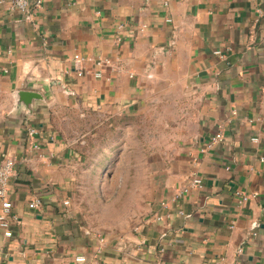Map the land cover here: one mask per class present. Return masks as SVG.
<instances>
[{
	"label": "crops",
	"instance_id": "crops-1",
	"mask_svg": "<svg viewBox=\"0 0 264 264\" xmlns=\"http://www.w3.org/2000/svg\"><path fill=\"white\" fill-rule=\"evenodd\" d=\"M42 1L29 17L0 7V162L16 160L18 217L12 237L0 228V264L107 263L116 253L122 264H264V0ZM77 54L110 57L120 70L78 76ZM19 91L43 99L28 108ZM161 96L182 117L146 217L134 237H106L98 254V239L64 204L76 155L51 111L131 114ZM221 130L224 142L202 151ZM194 173L203 188L174 201ZM36 197L43 206L31 209Z\"/></svg>",
	"mask_w": 264,
	"mask_h": 264
},
{
	"label": "rangeland",
	"instance_id": "rangeland-1",
	"mask_svg": "<svg viewBox=\"0 0 264 264\" xmlns=\"http://www.w3.org/2000/svg\"><path fill=\"white\" fill-rule=\"evenodd\" d=\"M181 117L180 106L165 96L131 114L53 108V131L76 155L63 191L80 227L109 241L135 236L172 147V124ZM122 258L116 253L115 261L89 264H122Z\"/></svg>",
	"mask_w": 264,
	"mask_h": 264
},
{
	"label": "built area",
	"instance_id": "built-area-1",
	"mask_svg": "<svg viewBox=\"0 0 264 264\" xmlns=\"http://www.w3.org/2000/svg\"><path fill=\"white\" fill-rule=\"evenodd\" d=\"M42 0H0V7L8 6L12 11H17L25 16H31L36 12L41 6ZM216 54H221L220 51H215ZM74 64L77 70L78 76H83L86 73H91L96 78H103L106 76V69L111 67L113 70H120V66L113 65L112 59L110 57H86L84 55L77 54L74 57ZM90 65H93L95 68H90ZM110 79V76L107 77ZM36 129H31L29 135L35 137L37 135ZM226 136L223 131L217 132L213 137H211L209 143L206 145L202 151L212 148L217 143L224 142ZM254 141H257L258 138H253ZM35 148H38L39 145L35 144ZM16 167V160L14 157H5L0 162V228L4 231L6 237L10 238L13 236L12 231V221H17L18 217L13 214V202L10 199V178L13 176ZM204 182L203 179L198 176V174H192L187 185L179 188L174 195L173 200L178 201L180 198L191 188H203ZM237 195L241 198V203L247 201L250 195H247L241 191L237 192ZM65 205L69 204V200L64 202ZM43 206V200L40 197H36L29 203L31 209H38ZM179 214L183 215L184 211L179 210ZM169 214H167L168 216ZM163 214H158L157 219L163 220ZM139 230V226L136 228V231ZM135 231V232H136ZM256 234V233H255ZM98 241L97 253L99 254L106 243V236L102 234H96L95 236ZM243 249L240 248L238 252H242ZM87 257L85 255H77L74 258L75 264H84L87 262Z\"/></svg>",
	"mask_w": 264,
	"mask_h": 264
},
{
	"label": "water",
	"instance_id": "water-1",
	"mask_svg": "<svg viewBox=\"0 0 264 264\" xmlns=\"http://www.w3.org/2000/svg\"><path fill=\"white\" fill-rule=\"evenodd\" d=\"M18 101L24 103L28 108H31L33 102L36 99L42 100L43 97L40 93L32 92V91H19Z\"/></svg>",
	"mask_w": 264,
	"mask_h": 264
}]
</instances>
